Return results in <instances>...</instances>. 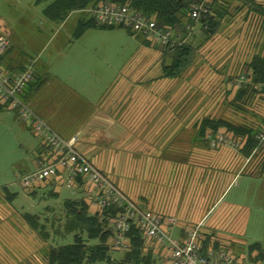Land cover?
I'll return each mask as SVG.
<instances>
[{"label":"crops","instance_id":"1","mask_svg":"<svg viewBox=\"0 0 264 264\" xmlns=\"http://www.w3.org/2000/svg\"><path fill=\"white\" fill-rule=\"evenodd\" d=\"M217 5L212 14L218 22L213 37L217 32L221 35L215 41V57L198 60L196 68L200 65L201 89H194L195 75L190 73L191 78L187 74L190 79L186 75L180 79L163 77V65L169 60L163 54L162 45L152 46L146 38L130 35L124 29L131 43L128 46L126 41L129 48L118 49L120 57L112 64L109 40L118 28L90 29L72 38L78 27L75 18L74 29L65 42L71 57L65 55L64 49L55 48L46 62L40 61L41 72L34 68L37 61L32 60L34 77L24 96L30 110L59 137L66 140L78 137L75 149L90 164L125 159L127 169L113 168L110 179L133 202L162 219H174L176 224L170 230L173 239H184L189 230L196 228L203 253L225 250L242 264H264V261L255 262V251L248 252L254 243L264 249L261 160L253 153L248 158L242 153L214 155L201 146L194 119L200 106L196 98L201 96L202 110L208 109L204 98L211 94L212 80L224 77L229 60L233 61L237 54L236 51L229 56V48L244 42L247 36H240L244 30H250V38L254 34L251 30L264 24V0H221ZM33 6L38 7L42 17L39 19L42 29L36 32H46L47 43L57 38L65 26L44 19L43 5ZM3 35L9 40V32ZM9 42L0 69L13 78L31 61L17 63L13 60L9 54L11 40ZM53 60L60 62L57 72L50 67ZM40 81L43 84L36 87L34 84ZM219 86L224 88L223 83ZM223 93L224 90L220 92ZM6 112L9 113L0 104V113ZM181 115L186 116L181 118ZM16 122L20 124L21 121ZM21 123L39 142L29 167L22 165V168L31 169L22 170L20 178L35 171L38 162L51 160V153L42 140ZM191 127L196 132H191ZM182 131L193 139L188 150L176 143ZM96 167L107 177L103 168ZM62 178L63 175L61 180H52L46 186L59 193L65 188ZM42 189L43 185H39L22 191L36 199ZM5 194L4 199L0 197V231L6 232L0 246V264H46V250L53 245L45 248L44 238L40 239L41 243L37 241L32 235L39 234L24 219L26 215H39L23 213L20 217L16 210H10L16 196L7 198ZM93 199L86 193L85 201L92 214L97 211ZM144 248L152 264L167 263L162 250L146 242ZM111 255L116 260L122 258L118 250H113Z\"/></svg>","mask_w":264,"mask_h":264},{"label":"rangeland","instance_id":"2","mask_svg":"<svg viewBox=\"0 0 264 264\" xmlns=\"http://www.w3.org/2000/svg\"><path fill=\"white\" fill-rule=\"evenodd\" d=\"M37 10L38 7L33 6V0H0V34L3 35L9 32V40H11V50L9 54L13 60L17 63L19 61L23 63L35 60L37 62L34 68L41 72L42 64L40 65V61L46 62L47 57H49L55 48L58 50L64 49L65 55L71 57V52L68 50L69 48L65 45V42L70 38L72 30L74 29L72 23L76 16L73 15L71 20L67 23V26L61 29L57 38L54 39L53 37L52 41L47 43L46 32L43 34L39 31L36 32L37 29H42L41 25H39V21L42 20V17ZM196 30L197 27L186 34L187 38H184V33L172 31L170 44L173 45L175 41L180 42L182 40L188 42L192 38V33L196 32ZM251 31H253L252 33L254 34L249 38L248 34H251L250 30H244V32L240 34V36L242 34L247 36V38L244 37V42H242L241 45L239 44V46L233 47V49L231 47L229 48V56L233 55L236 51L237 54L234 56L233 61L231 59L229 60L230 63L226 71L223 72L224 77L220 79L214 78V80H212L211 94L204 98L206 108L209 110H202L204 103L202 102L201 96L196 98V102L199 101L197 105L200 106L194 114V119L196 120L197 128L204 118L214 120L221 119L231 124L234 123L235 125L252 128L257 131L255 139L258 142L257 137L261 134L262 126H264V91H261L259 86H255L252 83L248 66L253 57L260 56L264 58V36H262V34H264V24H260L258 28ZM125 33L123 29H117L110 35L109 45L111 46L110 53L112 64L118 62L114 60L120 57L119 48H129L128 46L131 43V39H129ZM217 33L218 35H216V37L211 38L209 42L199 47L193 61L194 63L180 77L182 78L185 75L188 77L187 74L189 73L193 74V76L195 75L193 77L194 89H201L198 70L200 65L196 68L197 64L200 62L198 60L200 58L215 57L217 50L215 41L218 40L221 35V33ZM259 34L260 36L258 38L257 36ZM126 41L128 42V46ZM151 44L154 46L153 43ZM59 64V61L53 60L50 67L54 72H57V70L60 69ZM189 77L191 78L192 76L190 75ZM189 77L188 79H190ZM222 83L224 88L220 89L221 87L219 85ZM222 90H224L225 93L220 94ZM239 92H242V95L239 99H236ZM185 116L186 115H181V118ZM17 120L14 111H9V113L6 112L4 114L0 113V197L4 199V192L14 194L13 196L16 197L12 203V209L10 208V210H16L17 213L20 214V217H23V213L39 215L38 224L44 226L45 235L48 238L45 241V248L47 245L64 246L71 244L73 242V236L81 235L82 231L81 227L65 214L63 202L65 199H76L81 197V194L73 198L74 195L69 189L62 188L59 190V193H55L51 191L52 189L49 186L43 185V189L38 193L36 199L24 195L19 182L20 173L22 170H29L31 168H22V165H29L33 158V151L39 140L31 136L21 122L20 124L16 122ZM193 130L196 132V129L191 127L190 131L192 132ZM225 133L227 132L224 129H219L218 134L214 137H219V135H221L227 138ZM180 134L182 136L178 137L176 141L177 145L179 147L182 146L184 150L190 149L191 147L189 144L193 139L190 140L183 131ZM209 135L210 133L206 132L200 144L208 151H212L214 155L240 153L239 151H233L228 146H220V148L210 147L207 140ZM91 165L95 167L99 166L101 169L103 168L102 170L108 174L107 177L109 179L112 175L111 171L113 168L120 171L122 169H127L125 159H121L120 162L92 163ZM5 196L8 198L7 194H5ZM54 196L56 198H54ZM40 198L43 201L40 200ZM4 209L6 208L4 207ZM252 231H255L254 228ZM5 236L6 232L0 231V246L3 245V238H5ZM32 236L41 243L40 239L42 240V238H39V236ZM91 243L95 244V242ZM119 252L122 254L125 251Z\"/></svg>","mask_w":264,"mask_h":264},{"label":"trees","instance_id":"3","mask_svg":"<svg viewBox=\"0 0 264 264\" xmlns=\"http://www.w3.org/2000/svg\"><path fill=\"white\" fill-rule=\"evenodd\" d=\"M199 0H33L34 5H43L42 16L49 22L59 25L70 20L73 15L76 16L78 27L73 33L72 38H77L81 33L93 30H116L124 29L119 26L100 25L93 16L87 11L89 8H94L101 5H120L127 6L133 10L140 12L142 16L151 19L155 22L157 28H162L172 31H179L184 33L185 37L189 31L186 30L187 25L194 28L197 27L196 32H193L192 38L186 42H174L162 46L163 54L168 58L169 62L165 63L162 68V76L168 79L180 78L189 67L194 63V58L203 44L209 41L215 34L218 26L216 19L213 16L207 19H201L194 25L189 20V12L193 4ZM212 14L216 11L218 5L216 1L212 2ZM128 34L132 35L131 31L124 29ZM9 50V48H8ZM7 50V51H8ZM6 51V52H7ZM5 52V53H6ZM4 53V54H5ZM3 57V56H2ZM0 58V62L2 60ZM1 64V63H0ZM34 67V61L29 62L25 67L30 65ZM248 69L251 74V81L255 86H259L261 91H264V58L253 57ZM34 77V68H33ZM32 77V80H33ZM32 80L27 85L21 94L22 100L27 104L26 96H24L26 89L32 84ZM42 85L34 84L38 86ZM32 86V85H31ZM242 92H239L236 99H239ZM51 129V128H50ZM219 129H224L227 133L225 136L236 140L239 143L238 150L245 158L252 155L261 160V170L264 173V144L258 145L255 137L257 131L249 127L231 124L225 120H214L204 118L198 125L197 133L199 140H203L206 132L210 133L211 137L218 134ZM229 133V134H228ZM45 147V146H44ZM262 147V148H260ZM46 149V148H45ZM50 181L46 184H51ZM45 184V185H46ZM76 199H65L63 208L65 214L72 218L74 222L81 227V235H74L73 242L64 246H49L46 250V264H152L149 261V255L144 253V239L138 229L132 227L129 231V250L122 253V258L116 260L112 257V241L114 238L112 230V220L117 216L119 211L114 208L108 210H98L92 214L90 212L89 204L85 201L86 193H89V187L83 182L82 178H76L75 187L69 190ZM80 192V193H79ZM8 198H12L13 194L5 192ZM79 193V194H78ZM51 194V193H50ZM76 196V197H75ZM27 224L39 234L41 238L47 240L46 232L43 225L38 224V216H24ZM91 242H95L92 244ZM255 251L257 255L255 262L264 261V249L260 244L254 243L248 248L249 254ZM237 260V259H235Z\"/></svg>","mask_w":264,"mask_h":264},{"label":"built area","instance_id":"4","mask_svg":"<svg viewBox=\"0 0 264 264\" xmlns=\"http://www.w3.org/2000/svg\"><path fill=\"white\" fill-rule=\"evenodd\" d=\"M221 0H199L193 4L189 12V20L197 24L201 19L212 16V2ZM100 25L119 26L131 31L133 36H142L153 44L165 46L171 42V32L157 28L154 21L143 17L140 12L120 5H101L89 8L87 11ZM193 26L187 25L191 32ZM10 47L9 40L0 35V58ZM33 77L31 64L13 78L3 74L0 69V104L8 111L17 113L19 121L30 128L31 133L42 140L46 150L51 153L50 162H38L35 171L23 175L19 182L21 189L32 190L36 186L44 185L52 180L59 181L63 175L62 184L72 190L76 178H82L89 187V194L94 198V206L98 210L117 209L119 213L112 220L113 241L112 249L128 251V233L132 227L138 229L144 243L153 245L164 252L166 264H242L225 250L216 252H202L199 243V233L194 228L187 232L184 239L175 240L170 230L176 224L172 218L162 219L152 211L133 202L129 196L121 191L111 179L91 165L86 158L75 149L78 137L66 140L54 133L50 127L41 121L30 110L20 97ZM257 137L258 144L264 143V126ZM208 145L212 148L228 146L233 151L240 149L239 143L231 138L207 137Z\"/></svg>","mask_w":264,"mask_h":264}]
</instances>
